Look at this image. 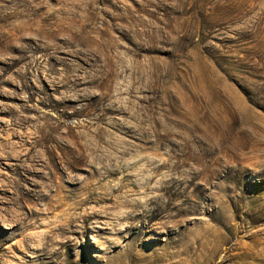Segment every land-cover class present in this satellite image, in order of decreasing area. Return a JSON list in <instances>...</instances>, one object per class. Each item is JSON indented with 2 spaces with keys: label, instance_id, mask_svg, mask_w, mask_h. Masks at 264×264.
Masks as SVG:
<instances>
[{
  "label": "rangeland",
  "instance_id": "rangeland-1",
  "mask_svg": "<svg viewBox=\"0 0 264 264\" xmlns=\"http://www.w3.org/2000/svg\"><path fill=\"white\" fill-rule=\"evenodd\" d=\"M0 264H264V0H0Z\"/></svg>",
  "mask_w": 264,
  "mask_h": 264
},
{
  "label": "bare ground",
  "instance_id": "bare-ground-1",
  "mask_svg": "<svg viewBox=\"0 0 264 264\" xmlns=\"http://www.w3.org/2000/svg\"><path fill=\"white\" fill-rule=\"evenodd\" d=\"M144 215V213H143ZM88 216H86L83 212L71 216H68L62 224L58 226V232L61 234H73L76 233L75 227L79 230H82L85 227V223L88 221ZM77 223H80V225H77ZM82 233V232H80ZM214 256L216 254H213Z\"/></svg>",
  "mask_w": 264,
  "mask_h": 264
}]
</instances>
